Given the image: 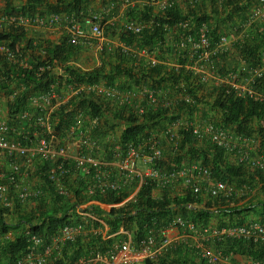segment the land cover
Instances as JSON below:
<instances>
[{"label": "built area", "instance_id": "obj_1", "mask_svg": "<svg viewBox=\"0 0 264 264\" xmlns=\"http://www.w3.org/2000/svg\"><path fill=\"white\" fill-rule=\"evenodd\" d=\"M132 1L127 0L126 3ZM146 1L150 6L158 2L157 6L164 12L176 8L175 0ZM185 1L190 8L196 9L205 0ZM248 7L244 20L216 34L206 21H199L190 14H179L178 19L168 23L165 28L166 34L175 26L183 31L170 42L174 52L169 54L176 56V60H172L169 54L167 60L173 62V65L163 63L168 52L155 46L138 49L129 44L122 45L120 59L128 58L135 62V66L146 70L164 66L165 70L179 72L180 75L184 73L203 85L214 81L218 86L216 100L221 94L223 97L233 96L264 104V51L256 55L251 52L255 41L264 34V0H251ZM59 20L60 14L46 17L0 15V23L22 26L34 22L42 26H53ZM85 20L91 26L89 32L77 16L70 17L68 43L75 47L91 46V39H96L98 48L104 51L110 23L102 13L95 11L89 12ZM145 28L140 21L129 19L122 26L121 32L138 36ZM0 52L13 63L29 66L6 43L0 44ZM238 52V63L233 66L228 64L227 58L238 56ZM42 54L45 55L44 50ZM69 64L75 66L74 63ZM56 66V62L54 68L52 65H40L39 74L56 69ZM185 77L178 83L168 81L156 84L141 80L136 85L124 88L111 87L105 83L67 84L63 88L54 83L47 91L33 95L32 106L37 108L34 113L24 109L12 119L21 122L19 127L10 122V116L0 118V206L6 211L4 214L11 217L14 210L19 211V205L24 207L30 202L38 203L45 199V188L30 183L37 179V170L46 176V181H42L45 187H49L50 193L71 204L68 207V222L53 234L43 235L29 226L25 231L29 246L11 264H54L64 256L68 243L78 241L86 242V253L74 264H144L146 260L157 262L180 242L196 249L209 264H236V253L226 247L228 242L242 241L251 248H264V222L261 221L216 226L199 224L183 214H176L166 226L146 224L143 236L139 239L136 236V223L132 224L125 219L117 231H112L95 210V206L104 208L106 204L95 198L96 195L129 192V196L122 202L106 204L111 210L135 202L143 185L156 182L162 187L182 182L195 195L208 193L222 200H228L236 194L237 188L216 178L211 168L198 160L166 167L163 163L164 144L157 133L142 137L138 143L129 142L126 147L112 135V145L104 146L103 149L102 145H106V142H102L97 130L103 118L79 108L74 110L68 125L57 129L58 120L54 114L61 104L67 103L80 91L95 92L97 96L115 101L119 108L133 110L132 113L138 116L167 110L172 121L165 129V134L171 142H177L175 129L187 130L195 137L205 138L223 149L236 163L264 173V156L260 153L259 138L242 134L234 127H226L216 118L201 124L187 115H191L192 108L200 104L202 97L198 92L192 93L184 88ZM154 78L159 79L158 76ZM60 89H64L62 95ZM179 107L184 108L187 114L180 115L177 110ZM32 123L35 126L34 138L29 137L25 126ZM79 179L83 182L80 183ZM7 234L10 233L0 230V245L4 243ZM94 238H101L106 243L88 245ZM246 260V264H264V255H247Z\"/></svg>", "mask_w": 264, "mask_h": 264}, {"label": "trees", "instance_id": "obj_2", "mask_svg": "<svg viewBox=\"0 0 264 264\" xmlns=\"http://www.w3.org/2000/svg\"><path fill=\"white\" fill-rule=\"evenodd\" d=\"M88 0H56V4L49 3V0H28L26 6L15 7L9 2L4 9H0V15H25L31 16L37 12L39 6L47 4L51 12L59 13L61 11H68L74 9V16L84 18L86 13L84 10L85 3ZM235 3V1H233ZM242 7V6H240ZM235 7L234 14L239 17H244L245 7ZM152 11V7L145 9L142 14L144 18L151 16L148 14ZM218 12H220L218 10ZM72 13V12H70ZM233 13L229 15L232 16ZM88 15V13H87ZM86 15V16H87ZM142 15V16H143ZM33 16V15H32ZM179 11L170 9L166 12L162 11L155 15L154 23L150 27H146L144 31L138 36L126 35L120 32L121 38L128 44L137 42L142 47H153L156 43H163L166 34V25L177 20ZM199 21H209L207 16H196ZM82 21V20H80ZM221 29L220 25L212 28L214 34ZM68 40V38H67ZM261 40L263 36L258 39L251 50L253 55L258 54L259 47L262 45ZM6 43L19 57L24 60L29 66L19 65L10 61L5 54L0 52V93L8 97V114L12 124L20 126L21 122L12 120L16 114L24 109L30 110L34 113L37 108L32 106L33 95H38L43 91H47L52 84L58 86H66L67 84L82 85L93 83H105L111 87H121L136 85L141 80L151 79L156 84L171 81V83H178L179 80L187 75L184 73L165 70L164 66L155 67L146 70L142 67H137L135 64L129 62V59L118 58L115 61L106 59L107 50L102 52L106 57L103 64L90 70H84L81 67H75L66 64L71 59L75 51L80 46H72L68 41L56 46L39 47L34 43V39L30 37L24 26L18 24L0 23V44ZM45 51V55L42 51ZM103 55V56H104ZM62 65L64 74H61L57 69H51L39 74L38 67L40 65H52L54 68L55 62ZM165 71V72H164ZM158 76L159 79L154 77ZM121 78H128L126 83L119 81ZM192 90V89H191ZM13 94H15L13 96ZM107 99L97 96L95 92L80 91L72 96L67 103L61 104L55 111V118L58 120L57 129L69 124L74 115L76 108H82L86 112L103 117L107 127H99L98 134L102 135L111 133L107 130L113 131L111 128L122 126L120 144L126 147L129 142L138 143L142 137L151 134L152 128L162 126V120L168 117L167 110H159L157 112H148L146 115L138 116L129 112L111 113L110 106H106ZM216 106L222 111L220 122L226 127H234L238 132L247 135H254L252 129V122H258V135L261 136V147L264 149V104L254 102L242 98H234L233 96L223 97L221 94L216 100ZM108 107V108H107ZM107 110L109 112H107ZM111 113V115L109 114ZM12 120V121H11ZM25 125V124H24ZM29 132V137L34 138L33 130H35L34 123L25 125ZM105 128V129H103ZM182 145H180L179 155L174 156L177 166L184 164V160H198L202 164L207 165L213 171L216 178L222 179L230 184L238 182L242 185L253 183L254 180L263 182L264 173L261 171H251L247 165L236 163L231 159L223 149L218 148L211 142L206 143L203 147L198 146L197 137L190 131L183 130ZM112 140L106 142V146L110 147ZM110 157L111 154H110ZM42 179L46 176L40 173ZM79 182L83 181L79 179ZM155 184L143 185L135 202L129 203L125 207L111 208L107 212L105 221L109 224L112 231H117L123 219L130 221L132 224L136 223L138 226L137 238H141L144 233V226L159 225L166 226L173 216L176 214H183L187 218L204 225H209L212 218L217 212L213 209L216 206L217 211L222 212L226 217H230L229 222H223L222 225L227 224H243L245 218L236 220L237 216H242L244 212H256L260 215V220L264 222V199H258L256 203H249L246 207L240 205H230L234 196L226 202L224 199L210 198L204 199L201 195H195L188 191L185 196L171 197L169 194H164L161 198H154L152 196V189ZM79 191V190H78ZM264 191V189H263ZM52 193V192H51ZM53 194V193H52ZM79 195V192H76ZM129 196V192L120 194L109 193L106 196H98L95 198L106 204L120 203ZM212 197V196H211ZM55 207L49 209L46 199L40 200L32 209L25 208L19 205V212L17 220H11L14 216L7 217L6 212L0 206V230L8 233L12 230H17L18 234L13 240L6 244L0 245V262L11 264L18 257H20L28 248L29 242L25 232L21 233L23 227H32L35 232L43 235L53 234L62 225L68 222V211L71 205L69 201H62L64 199L55 195ZM207 200V201H206ZM62 201V202H61ZM60 203V205H59ZM202 207L198 205L202 204ZM230 203V204H227ZM223 207V208H220ZM96 211H101V208L95 206ZM14 221V222H13ZM156 223V224H155ZM221 224V223H220ZM19 227H21L19 229ZM27 231V230H26ZM91 246H98L106 243L101 238H94L90 241ZM86 242L78 241L76 243H68L65 248L64 256L56 261L54 264H74L80 257L84 256L86 249L84 246ZM187 248L176 247L165 256H162L157 262L146 260L144 264H197L195 257H199L201 264L206 262L198 254V251L191 248L188 244ZM229 250L237 253H246L251 257L263 256L264 248L249 247L242 241L228 242L226 246Z\"/></svg>", "mask_w": 264, "mask_h": 264}, {"label": "crops", "instance_id": "obj_3", "mask_svg": "<svg viewBox=\"0 0 264 264\" xmlns=\"http://www.w3.org/2000/svg\"><path fill=\"white\" fill-rule=\"evenodd\" d=\"M175 1H176L175 9L179 11L180 15L188 16L190 14V15H193V17L207 16V18H209V21H206V22L212 28L216 25H220L221 26V29H219L220 31L227 30L231 26L235 25L237 22L244 20L249 10L248 4L250 5V2H251V0H205L201 4H199L196 7V9H192L189 7V5L187 4L185 0H175ZM233 1H235V3H233ZM9 2L11 3L12 6L22 7V6L27 5L28 0H3V1L0 0V9H4ZM126 2L127 0H88L85 3L84 8L82 9L88 14L91 11L102 13L105 16V19L108 20L107 22L110 23L108 26L109 29L106 32V45H107L106 54H108L109 49L113 48L109 50V57H112V58L114 56H118V55H115L116 49L114 47L118 45L121 47L122 45L128 44L121 38V35H120L121 28L126 23V21H128L129 19H132V20L135 19L137 22L140 21V23L144 24L146 27H150L153 25L155 15L162 12L159 6H157L158 2H156L157 5L155 6H150L149 4H147L146 0H133L130 4ZM49 3H52L53 5H55L56 0H49ZM237 6L238 8L240 6H242L240 8L245 7L246 10L245 12H243L245 14L244 17H239V15L233 13L234 11L233 9ZM148 7H152V11L148 13V14H151V16L144 18V15L142 14V12ZM218 10L220 12H218ZM74 11H75L74 9H69L68 11H64V12L61 11L59 13H54V12H51L49 6L45 4L43 6H39L37 8V12L32 15L33 16L39 15V16L46 17L51 14H60V20L53 26H42L34 22L31 24L28 23L24 27L28 35L34 39V43L36 45H38L41 48L42 47L44 48L46 46L54 47L58 44H62L64 41H67V38L69 36L70 17L75 14ZM231 13H233V15L229 17ZM79 22H81V24L83 23L84 27L88 26L85 23L86 22L85 17L84 18L79 17ZM182 32H183L182 29L181 30L179 28L177 29L175 26L174 28H172V30L168 31V34H165V37L167 39L164 37L163 46L161 45V43H156V45H154L155 47H160L162 50H165L166 52H168L166 53V56H164L165 62H163L164 59H162V62L165 65L174 64L173 62L171 63L170 61L167 60V55L169 53L174 52V50L172 51L173 48L171 47L170 42H171V39L173 41V38H175L177 34L182 33ZM261 43L262 45L259 47V51H264V40H261ZM129 45H131L133 48H138V49L143 48L142 46L138 45L137 42H133ZM86 49L87 48H85V46H80V48L75 51L74 56L71 59H69L66 64L76 63L77 65L75 66L81 67L84 70H90V69H93L103 64V60L102 62L100 61L99 63L95 64L94 58L96 57V55L93 54L90 57V53L87 54ZM169 55H170V58H172V60H176L175 58L176 56L173 57L171 54ZM103 57L105 61L106 56L104 55ZM234 60L235 61L237 60V56H234L232 58L230 57L229 59L227 58V63L228 64L231 63L230 65L233 66L235 63H238V60L236 62H233ZM83 61H88L90 62V64L89 65L85 64L83 63ZM81 63L83 64V66ZM56 64H57L56 66L57 71L60 72L61 74H64V71L62 70V65H60V63L57 61H56ZM176 65L178 66L179 64H176ZM127 79L128 78H121L119 81L125 84ZM151 81H152L151 79H148L149 83ZM183 86L186 90L192 91V93L198 92L199 96H201L202 98L199 100L200 104L192 108L191 115L189 113L187 114L184 108L179 107L177 110L179 113H181L180 115L187 114L193 120H196L200 122L201 124H203L204 122L210 119L216 118L220 120L221 112L219 108L216 106V96L218 94V86L216 85L214 81H210V83L203 85L200 82H197L196 79L191 78L190 76H186L185 79L183 80ZM60 90H61L60 93L62 95L64 93V89H60ZM167 115L168 117H165L162 120L163 125L152 128L151 133L152 134L157 133L161 136L162 142L164 144V160H163L164 162L163 163L165 164L166 167H172L174 165H177V162L175 161L174 156L180 154V153L178 154V152L181 150L180 145H182L183 130L178 131V129H175L178 135L177 142L176 143L171 142L165 134V129L170 125L172 121V116H170L169 114ZM3 117H9L8 105L6 104V102H4L3 98L0 97V118H3ZM253 134L254 136L260 139V143H261V136L258 135L259 134L258 131L257 132L255 131ZM100 137L103 143L110 142L109 134L104 135L103 133ZM113 138L114 139L116 138L115 135H113ZM197 141H198L199 147H203L206 143L209 142L207 139L201 138V137H197ZM104 146L106 145H102V148ZM260 153L264 156V149L262 147H261ZM184 161L188 163L190 160L186 159ZM249 169L251 171H256L250 167ZM40 173H41L40 170L35 171L37 179L36 180L33 179L32 181L31 180L29 181H31L30 183L32 185H37L38 187H41L42 189H44L45 185L43 184V181L40 178V175H41ZM255 181H256V184H254L253 186H249L250 184L242 185L238 182H235L234 186L237 188V193L233 195L234 199H232L231 204L230 203H227V204L241 205L240 207H246L249 203H252V202L256 203V201H259L260 199H264L263 182L257 181V180H254L253 182ZM188 191H189V187H187V185H184L182 182H179V184H176L175 186L172 185V186H167V187H162L160 184L156 182L155 186L152 189V196L154 198H161L163 197L164 194H167V195L169 194L171 197L185 196ZM200 195L205 197L204 199H208V196H209L208 193H202ZM210 198H213V197L210 196ZM229 199H231V197ZM228 200H225V201L228 202ZM36 205H37L36 202H30L29 204L24 205V207L32 209ZM202 206H203V203L198 205V207H202ZM216 208H217L216 206L213 207V209H215L217 214L215 215V217L212 218L210 224L214 223L216 217L218 219L217 225L220 223H221L220 225H222L223 222H229L230 217L229 216L225 217L222 214V212L220 213V211H217L218 209ZM220 208H223V207H220ZM20 213L21 211L19 212L18 210H14L13 216L17 218V216ZM250 213L257 214L256 212H253V211L244 212L242 216H237L236 220L242 217L248 219L251 216ZM258 216L260 217V215ZM259 217L256 218V220L261 221ZM176 247L187 248V245L186 243L180 242V243H177ZM235 253H236V259H235L236 264H246L247 263L246 259H247L248 254L237 253V252ZM195 259H196L195 263L201 264L199 257L197 258L195 257ZM202 263L207 264L205 262H202Z\"/></svg>", "mask_w": 264, "mask_h": 264}, {"label": "rangeland", "instance_id": "obj_4", "mask_svg": "<svg viewBox=\"0 0 264 264\" xmlns=\"http://www.w3.org/2000/svg\"><path fill=\"white\" fill-rule=\"evenodd\" d=\"M3 1V0H2ZM96 12V11H95ZM86 23V22H85ZM88 26H83V23H82V26L85 28V30H87L88 32L90 31V24L89 23H86ZM92 40V45L91 46H85V48H87L86 49V53L88 54V53H90V57L93 55V54H95L96 55V57L94 58L95 59V64H97V63H99L100 61L102 62V57H103V55L104 54H102V52L103 51H101V49H99L98 48V43L96 42L97 40L96 39H91ZM93 41H95V42H93ZM256 42V41H255ZM115 49H116V51H115V55H118V53L120 52V46L118 45V46H116V47H114ZM111 49H113V48H111ZM111 49H109V50H111ZM108 50V51H109ZM105 51V50H104ZM106 55H108V54H106ZM237 59L239 58V52L237 53ZM117 58H118V56H114L113 58L112 57H109L108 56V58L106 59V62H108L109 60H111V61H115V60H117ZM75 59V58H74ZM90 62H91V60H90ZM90 62H88V61H83V63H85V64H90ZM129 62H131L132 64H135V62H133V61H131V60H129ZM75 65H77L76 63H74ZM82 64V63H81ZM92 64V63H91ZM82 66H83V64H82ZM0 97H2L3 98V100H4V102H6V104H7V102H8V97H7V95H5V94H3V93H0ZM102 98H104L103 96H101ZM105 99H107V98H105ZM108 101H107V104H106V106L108 105V106H110V110H111V113H116L117 111H118V113L119 112H129V113H132L133 112V110H131V109H123V108H119V107H117V105H116V103H115V101H113V100H110V99H107ZM108 108V107H107ZM79 109H81V110H83L82 108H79ZM83 111H85V110H83ZM131 111V112H130ZM86 112V111H85ZM89 111H87V113H88ZM107 112H109L108 110H107ZM111 113H109L110 115H111ZM114 113V114H115ZM103 118V117H102ZM258 125V122H252V129L254 130L253 132H255L256 131V128L258 127L257 126ZM255 126H257V127H255ZM99 127H101V129H102V127H107V125H106V122L104 121V119H102V124L99 126ZM98 127V128H99ZM103 129H105V128H103ZM113 131H111V130H107L108 131V133H109V131H110V133H111V135H115V137H116V139L115 140H120V138H121V130H122V126H116V128H111ZM119 136V139H117V137ZM141 165H142V162H141ZM5 169H6V167H5ZM36 176V175H35ZM41 179H42V177H41ZM43 180L44 181H46L44 178H43ZM254 184H256V181L255 182H253V184L252 185H254ZM45 191H46V196H45V199H46V201L48 202V206L49 207H47V208H49V209H53L54 207H55V195L54 194H52V193H50V190H49V187L46 185V187H45ZM63 201H67V200H63ZM243 205V204H242ZM241 206V205H240ZM105 210H109V206L108 205H106L105 204V206H104V208H101V211H97V214L99 215V216H101V218L103 219V220H105L104 219V217H107V212H105ZM250 218H248V219H246L245 218V222L244 223H246V222H251V221H258V220H256V218H258L259 216V214H255V213H250ZM260 218V217H259ZM11 220H14V221H16L17 220V218H15V217H13V218H10ZM13 221V222H14ZM217 223H218V219H217V217H216V219H215V221H214V225H216V226H219L220 224H218L217 225ZM21 227H19V229H20ZM27 228L28 227H23V229L21 230V233L22 232H25L26 230H27ZM10 234H7V238L5 239V241H4V243L6 244L8 241H10V240H13L18 234H20L17 230L15 231V230H12L11 232H9ZM3 243V244H4Z\"/></svg>", "mask_w": 264, "mask_h": 264}, {"label": "clouds", "instance_id": "obj_5", "mask_svg": "<svg viewBox=\"0 0 264 264\" xmlns=\"http://www.w3.org/2000/svg\"><path fill=\"white\" fill-rule=\"evenodd\" d=\"M9 233V232H8Z\"/></svg>", "mask_w": 264, "mask_h": 264}]
</instances>
